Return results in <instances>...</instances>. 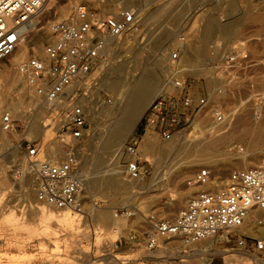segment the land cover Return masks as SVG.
<instances>
[{
	"label": "rangeland",
	"instance_id": "rangeland-1",
	"mask_svg": "<svg viewBox=\"0 0 264 264\" xmlns=\"http://www.w3.org/2000/svg\"><path fill=\"white\" fill-rule=\"evenodd\" d=\"M119 1L120 6L140 5V10L142 8L141 24L139 23L136 28L137 33L128 37L129 40L127 39V43L125 42L122 46L123 50L121 48L117 49L114 56H110L105 51L106 59L104 61L107 66H104L108 68L112 60L115 59L121 62L124 60L123 65L126 66V70L128 72L131 70L128 75L131 76L133 73L139 75L144 72L150 73L153 77L155 76L154 78H157L156 80L160 81V85L164 88L160 90L158 95L152 97L146 105L147 109L161 93L171 94L175 92L172 82L176 77L177 64L173 60L172 54L179 52L178 46L186 43L185 51L182 52L181 50L178 55L181 64L185 68L191 66L190 68L193 70L189 68V71L183 73V76L187 79L188 90L194 96L198 98L206 97V106L197 118H194L188 129L166 140L161 138L157 131L155 132V130L146 126L143 114L135 131L127 133L123 139V146L133 137L138 139L142 177L135 180L127 175L125 164L129 159L121 154L119 163L124 170L122 178L128 183L123 187V192L118 188V190L116 188L106 189L102 186L92 188L90 184L94 179L93 176L100 169L95 164H86L82 156L90 153L91 158L95 151L100 149L102 136L101 138L97 136L103 131L102 127L108 124L101 114L105 102L103 99L107 100V104L114 105L116 97V94L108 86H102L103 75L107 71L102 69L101 66L104 64V61H102L97 73V81H93L90 87L86 91L84 90V93L86 92V95L90 96V101L101 118L99 117L98 121L94 122L88 117V135L82 143V168L85 171V182L88 188L84 189L82 194L81 200L84 208L82 216H79L75 222L78 223V227L74 228L73 232H69L64 224L63 226L52 225L49 228L52 231L50 235L41 234L36 237H31L30 226L38 223L37 218L30 215L28 211L29 203H37L36 196L32 192L33 196L29 197L30 199L26 197L20 184V181L24 178L22 176L18 177L16 172L18 171L17 168L27 161V142L37 144L40 156L49 153V146H52V149L54 148L53 153L55 156L57 155L56 137L61 127L60 121L63 109L56 108L51 113L46 110L42 113L44 119L38 118L40 122L48 119L46 121L49 123L47 129L50 130L47 137L42 136V134H29V121L24 116L20 118L21 113L20 115H14L18 127L13 131L2 132L0 120V165L2 164L5 167L4 173L0 171V193H2L0 203V264H93V262L94 264H105L104 261H95L100 257H104L103 253L120 256L124 264H177L180 260L178 257H183L182 254L186 250L188 251L184 253L185 256H193L190 261L187 257H183L186 264H207L209 251L202 253L203 250L201 252L195 250H207L204 245L210 243L223 252L221 255L213 256L211 264H264L263 260L257 257L256 254L248 251L247 253L250 256L238 252L231 253L228 249L230 245L219 237L197 241L193 246L192 244H184L181 238L178 237L161 239L159 242L160 247L153 250H148L141 241L142 234L147 229L145 216L155 214L162 219L174 218L186 206L188 200L200 190L198 187H190L186 184L190 176L199 169L206 167L205 164H192L191 161L194 158L210 155V169L213 171L211 183L214 189L218 190L225 187L230 172L249 168L264 161V63L261 64L264 55V22L250 16L252 13L256 16L262 14L264 1L192 0L184 5H180L183 0H178L179 2L177 4L175 2L173 5L174 0H142L139 4L136 0ZM77 4H84L92 10L103 13H114L119 8V5H114L113 0H48L34 22L35 30L29 28L25 34V39L30 40L35 33L34 31L45 26H48L50 32L49 24L53 20L68 16ZM63 6H67L65 13H58V10ZM162 9H164L166 16L160 18L158 16ZM177 9L181 10L182 14L178 19L173 20L170 17ZM157 10L160 11H158V16L150 18L147 26H144V15H149L153 11L157 13ZM171 20L173 21L169 22ZM208 20L220 25L239 24L233 28L236 37L230 41L216 33H211L204 42V28ZM156 23H165V30L169 33V37L160 42L149 39V30H152ZM51 39L50 32V35L43 40V51L35 53L31 50L23 60L36 54L38 57L44 58L45 45ZM189 42L194 43L195 51L189 48ZM127 44L128 46L125 47ZM201 46L204 47L205 53L203 55L197 54ZM197 49L198 51H196ZM136 53H140L138 57ZM11 57L12 55L0 61V105L3 108L2 111L6 108H12L13 102L16 101L14 97L18 95V89L10 77L13 74H19V72L16 65L11 62ZM196 58L206 60L203 64L206 68L200 69L198 73L194 72L193 67L195 65L192 63L193 59ZM135 64H137V72L134 71ZM197 65L201 66L200 62ZM31 89L32 93H36L32 87ZM81 92L83 91L81 90ZM108 100H111V102H108ZM217 108H220L226 115L229 114L232 120L237 117V121H232L234 126L233 135L243 133L251 136L260 135L255 133H261L262 147L253 154L256 163L246 167L236 165V160H233V157L227 155L224 151V141L208 136V132L212 131L211 126H213V110ZM144 137H147L153 145L158 147L146 151L144 143H141ZM5 140H8V142ZM171 140H175L176 144L170 145L168 142ZM219 142L221 143L218 144ZM144 151H146L145 155ZM131 183L137 184L132 187ZM102 188L103 190H101ZM121 206L134 208L136 214L127 219L115 218L113 210ZM99 212L105 214L112 223L110 225L97 224L95 215ZM11 214L16 217V221L20 222L21 225L27 224L26 227L11 225L10 221L6 219ZM246 223L243 226L244 230L250 224L248 220ZM262 225L264 223L259 224L261 227L259 234L252 235L246 232L250 237L248 242L250 245L253 244V238L264 236ZM44 228H39V231ZM130 234H136L138 240L131 242L129 240ZM17 239L20 244L16 243ZM171 248L176 250L169 253ZM192 248L194 250L190 251L189 249ZM10 258H13V260H10ZM199 259L202 261H197Z\"/></svg>",
	"mask_w": 264,
	"mask_h": 264
},
{
	"label": "built area",
	"instance_id": "built-area-1",
	"mask_svg": "<svg viewBox=\"0 0 264 264\" xmlns=\"http://www.w3.org/2000/svg\"><path fill=\"white\" fill-rule=\"evenodd\" d=\"M136 1L138 4L142 2ZM45 2L0 0V61L12 54L20 40L21 30L40 15ZM140 21V5L119 6L114 13H103L77 4L66 18L50 23L52 39L45 45L49 62L31 56L21 64V71L45 100L68 101L56 137L57 155L53 158L47 154L40 156L37 144L27 142L26 145L29 168L36 175L34 190L37 203L59 210H81L83 207L80 196L85 177L81 148L88 135V116L78 101L81 90L74 85L81 78L98 76L100 64L106 59L105 47L109 39L134 29ZM182 48L180 46L179 52L172 54L177 64L176 77L172 82L175 92L161 93L144 113L146 126L157 131L164 140L188 129L207 103L206 97L198 98L188 90L187 79L183 76L187 70L178 55ZM224 119L221 109L214 111L217 123ZM1 125L7 131L18 127L16 119L9 113L4 114ZM138 146V139L133 137L121 149L122 155L129 159L125 164L126 173L133 178L142 176ZM212 177L213 171L205 167L187 179V186L200 190L174 218L162 219L155 214L145 216L147 229L141 241L148 250H153L159 247L161 239L178 237L187 243H195L219 237L230 245V251L244 248L264 262V236L253 238L250 245V237L238 229L254 210H264V161L230 172L226 186L220 190L203 187ZM113 212L115 218L125 219L136 214L134 208L128 206L117 207ZM258 222L263 223L261 219ZM129 240L136 242L138 238L136 234H130ZM185 262L180 259L177 264Z\"/></svg>",
	"mask_w": 264,
	"mask_h": 264
},
{
	"label": "bare ground",
	"instance_id": "bare-ground-1",
	"mask_svg": "<svg viewBox=\"0 0 264 264\" xmlns=\"http://www.w3.org/2000/svg\"><path fill=\"white\" fill-rule=\"evenodd\" d=\"M47 1L48 0H46L45 4L47 3ZM113 1H114L115 6H118L120 4L119 0H113ZM191 1L192 0H183L180 3V5H184L186 2L190 3ZM261 1H264V0H261ZM175 2L177 4V2H179V1L174 0L172 2V5H173V3L175 4ZM45 4H44V6H45ZM160 8H161V6H160ZM160 8H158V9H160ZM162 8H163V6H162ZM66 9H67V6H63L58 10V13L63 14V13H65ZM141 10H142V8H141ZM158 11L159 10H157V13L153 11L149 15L146 14V16L144 15V18L142 16V18L144 19V26H147V22L149 21L150 18L158 16ZM160 11H161V13L158 17H160V18L165 17L166 15L164 13V9H162ZM162 12H163V14H162ZM181 14H182L181 10L179 11L177 9L172 14V17H170V15H168V17H170L171 19L174 20V19H178V17H180ZM250 16H252L253 19H257V20L264 22V8L262 9V14H259L256 16V15H253V13H252V15H250ZM36 18L37 17H35L29 24L25 25L24 28L21 30L20 40H19L16 48L14 49V51L11 54L12 55L11 62L16 65L19 74H13V75H11L10 78H11V81L13 82V84L15 85V87L18 89V95L16 97H14L16 99V101L13 102L12 108H6L5 110L2 111L3 108H1V105H0V120L2 122V117L6 113L11 114L12 117H14V115L15 116L18 114L20 115V113H21L20 118H22L24 116L29 121V134H31V135L42 134V136L45 135L47 137L49 134L48 131L50 130V129L49 130L47 129V126L49 123H47L46 121L48 119H46V121H44V120H42L41 122L38 121L40 118H42V116H43L42 113L46 110L49 113H51L56 108H62L63 112H64L65 107L68 106V101L66 99H64L63 101H57V102H49V101L45 100L41 95H39L36 92V90L33 88L32 84L28 81L25 74L21 71V64L27 60V59H25V60H23V59L27 57V55L30 53L31 50L35 53L42 52L43 51V49H42L43 40L46 37H48L50 35V32H51V30L49 32L48 26L47 27L45 26L44 28H41L39 30L34 31L35 33H34L33 37L27 41V38L25 39V34L28 32L29 28H33V30H35V27H34L35 23L34 22H35ZM64 18H66V16L63 17L62 19H64ZM173 20H171L169 22H172ZM175 22H173V24H175ZM140 24H141V22H140ZM164 25H165V23L164 24L156 23V26L152 30H149V32H150V35H149L150 38L149 39L151 41L160 42V41L166 39L167 37H169L168 36L169 33L166 32ZM137 26L130 31L124 32L122 35H120L117 38L109 39V41L105 47V51L108 52L110 56H114L115 51L117 49L121 48V50H123L122 46L124 45V43L126 42L128 37H130L131 34L137 33V29H136ZM233 28L234 27H230V28L224 27L223 28V26H222V28H218V29L222 30V36H224L226 39L231 41L232 38L236 37ZM49 29H50V24H49ZM211 29H212V23L208 22L207 25L205 26V34L206 35L209 34ZM183 45L184 44H182V46ZM127 46H128V44L125 47H127ZM193 47L195 48L194 45H193ZM196 51H198V49ZM200 52H201V50H200ZM119 54H121V53H119ZM138 54H140V53H138ZM138 54H137V57H138ZM35 56H37V54ZM119 57H121V56H119ZM139 57H141V56H139ZM42 59L47 63L49 62V59L47 57L46 52H45V57L44 58L42 57ZM143 59H145V58H143ZM261 60H262L261 64L264 63V55H263V58ZM140 61H141V59H140ZM123 62H124V60H123ZM123 62L118 61V59L112 60L111 65L108 68L104 66L107 64V63H105V61H104V64L102 63L103 64L101 66L102 69L107 70V71H105L106 74L103 75L104 77L102 79L103 80L102 86H105V85L108 86L109 89L112 90L116 94L115 102H114V105H110V104L106 103L107 101H105L104 105H103L104 109H102V113H101L102 118L108 124H106V125L104 124L105 126L102 127L103 131L101 133H99L101 130L100 131L98 130L99 136H97V137L101 138V136H102L100 149L96 150L94 155L91 156V158H90V153L86 156L85 155L82 156L84 158L86 164H89V163L95 164L96 167L100 169L93 176L94 179L90 184V186L92 188L100 187V186H102L103 188H106V189H108V188H116L117 189L118 188L121 192H123L122 191L123 187L128 184L122 178V173L124 172V170H123V167L119 163V159H120L121 154H122L121 149H122V146L124 143L123 139L127 133H133L135 131L138 122L140 121V119L142 118V116L144 114V111L146 110V105L150 102L152 97L158 95L160 90H162L164 88V87H162V85H160V83H159L160 81L158 82L156 80L157 78H154L155 76L153 77L150 73L148 74V73H144V72H141V73L139 72L140 73L139 75H137L135 73H133L131 76L128 75V73L131 70L128 72V70H126V66L123 65L124 64ZM6 66H7V64H6ZM136 68H137V64H135L134 71H136ZM96 77L92 76L89 79H88V77L87 78H81L74 85L75 87H78L80 90L83 91V92L80 91L78 101H79V103L83 104V106L85 107V111L87 113V116L90 117V119H92L94 122H97L98 118L100 116H99L98 112L96 113V110L94 109V106L92 105V103L90 101V96L86 95V92L84 93V90L86 91L88 89V87H90V85L93 83V81ZM30 86L33 88V90L36 93H32V89ZM9 98H10V96H9ZM204 106H206V104ZM219 109L220 108L213 110V126H211L212 131L208 132L209 133L208 136L212 137L214 139L224 141V151L227 153V155H230L231 157H233L232 158L233 160H236V165H241L243 167H246L247 165L256 163V160L253 159V154L256 150H258L262 147L261 133H255V134H260V135H251V136H248L247 134H243V133L233 135L234 126L232 125V121L233 122L237 121V119H236L237 117L235 118V120L234 119L232 120V118L229 116V114L226 115L222 111L225 119L223 122L217 123L214 120V111L219 110ZM233 113H234V111H233ZM42 119H44V118H42ZM254 121H256V120L254 119ZM235 128H236V126H235ZM1 129L3 130L2 132L7 131V130H4L2 128V125H1ZM7 132H9V131H7ZM6 142H8V140ZM92 143H93V141H92ZM141 143H144V147L146 148L145 149L146 151L149 149H156L158 147V146L156 147L155 145H153L152 141H150L147 137H144L142 139ZM168 143H170V145L176 144L175 140H171ZM220 143L221 142H219L218 144H220ZM5 144H7V143H5ZM51 147L52 146L48 147L49 153H47V155L50 158H53L55 156V154L53 153L54 148L52 149ZM146 151H144V155L146 154ZM205 152H206V150H205ZM193 155L194 154L192 153V156ZM191 162H192V164H205L206 167L210 168L211 157H210V155L209 156L203 155L201 157L194 158ZM23 164L24 165L17 168L18 171L16 172V175L18 177L22 176L24 178V179L22 178L23 180L20 181V184L22 185V187L24 189V194L26 195L27 198H29V197L33 196L32 192L35 193L34 182L36 180V175H35V172L33 171V169L29 168V160L28 159ZM84 167H86V166H84ZM4 169H5L4 165L1 164L0 165V171L3 172ZM83 174L85 177V171H83ZM141 177L142 176H140L139 178H141ZM130 178H133V177H130ZM133 179L137 180L138 178H133ZM6 181H7V179H6ZM131 181H133V180H131ZM136 184L137 183L132 184V187H135ZM203 187H205V189H208V190L214 189V186L212 185L211 180L207 185H205ZM87 188H88V185L85 182L84 187H83V191H84V189H87ZM103 188L101 190H103ZM83 191H82L81 196H80L81 199H82ZM121 195H122V193H121ZM1 199H2V193H0V203H1ZM83 208H84V205L81 208V210H77L74 208H64V209L59 210V209H55L51 206H48V205H45L42 203H33V204L29 203L28 211H29L30 215L36 216L37 222H38L37 224L35 223L33 226H30L31 232H32L31 237H36V236L41 235V234L47 235V236L50 235L52 231L49 228L52 227V225H55V226L62 225L63 226V224H64L67 227L68 231L71 232L72 230H74V228L76 229L78 227V225H77L78 223L76 224L75 222L79 216H82ZM263 211L264 210H260V209L254 210L252 212V215H250L245 220L243 225L238 229L245 234H247L246 232H248L249 234H252V235L259 234L260 233L259 229L261 227L259 226L258 220L261 219L264 223V212ZM95 216H96L97 224L102 223L105 225H110L112 223V221L110 219H108V217L103 213L99 212ZM6 219H8L10 221V224L15 226V227H19V225H21L20 222L16 221L17 219L13 214L7 216ZM80 220H81V218H80ZM247 220H248V222H250V224H248L246 227V230H244L243 226ZM26 225H21V226L26 227ZM41 227H45V228L39 231V228H41ZM263 229H264V225H262V230ZM55 237H56V235H55ZM35 239H37V238H35ZM23 241H24V239H23ZM23 241H22V243H23ZM17 242H18V239L16 240V243ZM182 242L186 245L192 244V246L195 244V243H187L185 240H182ZM204 246H205V248H207V250L199 249V250H195V251L201 252L203 250L202 253L204 251H209L208 252L209 257L207 258V264H211V262L213 260V256L223 254V252H221L218 249V247L212 243L204 245ZM206 246H208V247H206ZM159 247H157V248H159ZM173 250H176V249L171 248L169 253H172ZM189 250L192 251L194 249L192 248ZM186 251H188V250H186ZM186 251H184V253ZM232 252H238L240 254L242 253L243 255L250 256L247 253V250H245L244 248L240 249L239 251H236V250L231 251V253ZM184 253L182 254V256L187 257L188 260L190 261V259L193 256H185ZM177 254H178V252H177ZM102 255L104 257H100V259L95 260V261L96 262L97 261L98 262L104 261L105 264H107V263L118 264V263L124 262V261H122V258L118 255H112L110 253H103ZM183 257H178V258L183 259ZM10 260H13V258H10ZM197 261H202V260L199 259ZM93 264H94V262H93Z\"/></svg>",
	"mask_w": 264,
	"mask_h": 264
},
{
	"label": "crops",
	"instance_id": "crops-1",
	"mask_svg": "<svg viewBox=\"0 0 264 264\" xmlns=\"http://www.w3.org/2000/svg\"><path fill=\"white\" fill-rule=\"evenodd\" d=\"M179 18V17H178ZM208 22H211L212 23V29H211V31L209 32V34H211V33H216V34H220V37L222 36V30L221 29H218V28H222V26H223V28L224 27H236L237 25H239V24H234V25H220V24H215L212 20H208ZM207 22V23H208ZM207 23H206V25H207ZM219 26V27H218ZM217 28V29H216ZM259 31H261V30H259ZM219 32V33H218ZM209 34H205V28H204V38H203V41L205 42L207 39H208V35ZM208 36V37H207ZM222 37H224V36H222ZM193 45H194V43H192V42H189V48H193L192 50L193 51H195V48L193 47ZM180 46H182V44L180 45ZM180 46H178V48L180 47ZM192 46V47H191ZM183 48H182V52L183 51H185V49H186V43L182 46ZM202 48V49H201ZM200 50H201V52H200ZM205 52H204V47L203 46H201L200 48H199V53H197V54H201V55H203ZM204 61H206V60H204L203 58L202 59H200V60H198L197 58L196 59H193V61H192V63L195 65L193 68L195 69L194 70V72L195 73H198V72H200V69H205L206 68V66H203V64H204ZM199 62H200V64H201V66L200 65H197V64H199ZM191 67V66H190ZM189 67V68H190ZM189 68H186V70L187 71H189ZM191 69V68H190ZM191 70H193V69H191ZM186 71V72H187Z\"/></svg>",
	"mask_w": 264,
	"mask_h": 264
}]
</instances>
